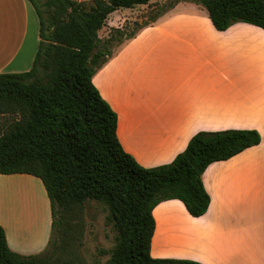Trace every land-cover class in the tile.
Returning a JSON list of instances; mask_svg holds the SVG:
<instances>
[{
	"label": "crops",
	"instance_id": "crops-1",
	"mask_svg": "<svg viewBox=\"0 0 264 264\" xmlns=\"http://www.w3.org/2000/svg\"><path fill=\"white\" fill-rule=\"evenodd\" d=\"M32 12L27 0H0V74L31 67L21 70L18 58ZM92 83L117 116L122 148L145 168L170 163L199 131L260 134L258 145L205 169L204 215L191 217L175 199L154 207L150 256L264 264V31L246 23L217 31L203 7L180 1L119 46ZM0 226L11 251L45 250L51 214L39 179L0 174Z\"/></svg>",
	"mask_w": 264,
	"mask_h": 264
},
{
	"label": "trees",
	"instance_id": "trees-1",
	"mask_svg": "<svg viewBox=\"0 0 264 264\" xmlns=\"http://www.w3.org/2000/svg\"><path fill=\"white\" fill-rule=\"evenodd\" d=\"M38 18V44L29 70L0 74V174L39 179L51 214V236L41 253L11 251L0 226V264H86L73 235L82 230L87 201L102 203L114 245L105 264H201L187 259L152 258V210L179 200L194 218L210 204L202 175L260 143L256 130L199 131L170 163L145 168L122 148L117 116L92 83L97 71L124 42L134 38L180 1L206 10L213 28L246 23L264 31V0H27ZM147 20L100 30L119 9L149 5ZM159 3V4H156Z\"/></svg>",
	"mask_w": 264,
	"mask_h": 264
},
{
	"label": "rangeland",
	"instance_id": "rangeland-1",
	"mask_svg": "<svg viewBox=\"0 0 264 264\" xmlns=\"http://www.w3.org/2000/svg\"><path fill=\"white\" fill-rule=\"evenodd\" d=\"M74 1L84 2L87 5L92 3V0ZM170 1L158 0V2H162V5L165 6ZM156 4L159 3L156 2ZM153 5H155V2L149 5H139L133 9H119L117 15L108 18L106 26L100 30L99 36H106L110 27L115 28L124 25L130 31L134 23L141 25L147 20L149 14L153 13L150 12V8ZM32 13V21L28 27L27 40L23 52H21L22 59L18 58L20 63L24 65L21 70L28 69L31 65L38 44V22L35 20V13ZM8 122V116H3V118L0 116V133L7 126ZM25 189L28 192L34 190L30 185H26ZM106 215L107 210L102 203L96 201H87L85 203L82 215V230L76 231L73 237L77 240L75 248L86 264H105L109 258L107 252L114 245V233L110 225L106 224Z\"/></svg>",
	"mask_w": 264,
	"mask_h": 264
}]
</instances>
